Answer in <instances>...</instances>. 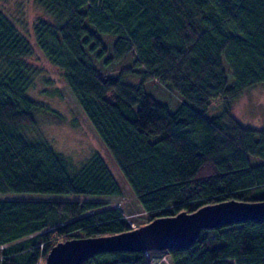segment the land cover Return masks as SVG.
Returning <instances> with one entry per match:
<instances>
[{"label": "trees", "instance_id": "trees-1", "mask_svg": "<svg viewBox=\"0 0 264 264\" xmlns=\"http://www.w3.org/2000/svg\"><path fill=\"white\" fill-rule=\"evenodd\" d=\"M34 2L42 54L0 7V191L101 197L0 199V264H39L57 242L120 233L130 220L140 226L206 204L264 199V127L231 112L244 89L264 82V0ZM34 53L60 70L101 148L77 167L40 131L62 117L30 96ZM129 73L137 82L124 79ZM150 80L183 101L170 110L145 89ZM216 97L220 112L204 116ZM125 197L134 202L130 219L109 205ZM155 254L158 264H264V218L202 228L185 249L103 251L79 264H149Z\"/></svg>", "mask_w": 264, "mask_h": 264}, {"label": "rangeland", "instance_id": "rangeland-1", "mask_svg": "<svg viewBox=\"0 0 264 264\" xmlns=\"http://www.w3.org/2000/svg\"><path fill=\"white\" fill-rule=\"evenodd\" d=\"M1 9L13 20L18 30L28 39L34 46L36 52H40L33 39L32 24L38 16H42L39 6L34 0H0ZM18 23H17V22ZM29 34V37L26 32ZM39 54V53H38ZM34 53L33 59L36 60L35 66L38 72L34 75L33 85L30 88V96L37 98L47 104L52 109H55L62 117L61 121L48 119L40 124V131L46 137L51 145L58 151L69 156L74 166H79L84 162L89 155L94 151H101L98 141L91 132L89 126L80 116L78 110L67 96L63 82L60 77V70L52 66L41 55ZM131 56L125 59L124 63H130ZM226 68V76L228 84H231L233 77L228 70V65L223 59ZM101 60L95 62V66L99 68ZM132 65V64H131ZM115 69V68H114ZM113 69V70H114ZM128 82H137L138 78L134 74H126L124 78ZM145 89L154 95L156 98L167 103L170 110H174L182 101V96L164 86L163 84L150 80L145 83ZM34 96V97H33ZM34 98V99H35ZM221 103L219 97L213 98L210 104L202 111L204 116L213 117L220 112ZM232 115L243 125L256 128L264 127V82L257 83L243 90L231 104ZM41 115V114H39ZM42 118V117H41ZM104 159L112 171L120 186L124 189V185L118 176L117 172L110 160L103 154ZM101 196L86 194V193H53V192H37V191H0V199H91ZM111 206L119 207L126 217H130L127 213V207H134V202L129 197L124 200L111 199ZM141 219V215L133 216ZM130 219V218H129ZM132 228L136 226L135 221L130 220ZM163 261L160 254H155L149 264H158ZM39 264H45V259Z\"/></svg>", "mask_w": 264, "mask_h": 264}, {"label": "water", "instance_id": "water-1", "mask_svg": "<svg viewBox=\"0 0 264 264\" xmlns=\"http://www.w3.org/2000/svg\"><path fill=\"white\" fill-rule=\"evenodd\" d=\"M264 218V199H229L206 204L194 211L156 217L138 227L95 237H72L53 245L45 264H79L103 251L185 249L194 244L202 228L226 226L243 220Z\"/></svg>", "mask_w": 264, "mask_h": 264}, {"label": "built area", "instance_id": "built-area-1", "mask_svg": "<svg viewBox=\"0 0 264 264\" xmlns=\"http://www.w3.org/2000/svg\"><path fill=\"white\" fill-rule=\"evenodd\" d=\"M146 256H148V251H145Z\"/></svg>", "mask_w": 264, "mask_h": 264}]
</instances>
